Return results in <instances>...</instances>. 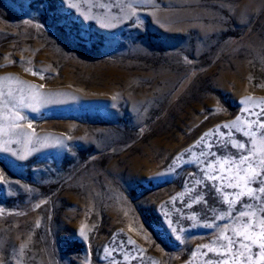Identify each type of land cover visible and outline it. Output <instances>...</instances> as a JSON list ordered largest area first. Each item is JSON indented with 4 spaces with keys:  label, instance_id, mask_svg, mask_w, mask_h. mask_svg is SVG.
<instances>
[{
    "label": "rangeland",
    "instance_id": "obj_1",
    "mask_svg": "<svg viewBox=\"0 0 264 264\" xmlns=\"http://www.w3.org/2000/svg\"><path fill=\"white\" fill-rule=\"evenodd\" d=\"M262 161L264 0H0V264H264Z\"/></svg>",
    "mask_w": 264,
    "mask_h": 264
},
{
    "label": "snow or ice",
    "instance_id": "obj_2",
    "mask_svg": "<svg viewBox=\"0 0 264 264\" xmlns=\"http://www.w3.org/2000/svg\"><path fill=\"white\" fill-rule=\"evenodd\" d=\"M236 147L238 149H245V144L243 143H239L236 145ZM250 162V158L248 156H243L241 155V163H249ZM262 164H264V161L261 162ZM256 184L257 185V189H251L249 188L248 189V192L247 193H239L240 195H249L250 198H258V197H255L253 196V192L255 191H258L259 193H264V170H262L261 172H258L256 173L255 177L253 178H249V179H246L245 180V184ZM230 186H238V185H230ZM248 207H251V205H248ZM261 211H264V202H262V206L261 208L259 209ZM242 216H245L247 215V213H242L241 214ZM258 223L261 225V228H262V231H261V235L264 236V221H258ZM243 228L245 229H249V228H254L255 225L251 224V223H243L241 225ZM239 235H243L244 239L245 240H248V239H251V236L247 233V231L245 232H242L240 233ZM233 243H242L241 241H233V240H229V244H233ZM246 246V245H245ZM259 248L261 249V255H264V241H262L260 244H259Z\"/></svg>",
    "mask_w": 264,
    "mask_h": 264
}]
</instances>
